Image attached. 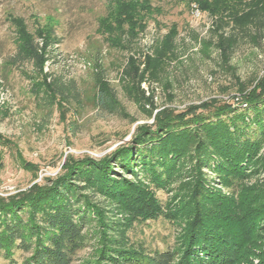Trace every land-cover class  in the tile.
<instances>
[{
    "label": "rangeland",
    "instance_id": "374dc122",
    "mask_svg": "<svg viewBox=\"0 0 264 264\" xmlns=\"http://www.w3.org/2000/svg\"><path fill=\"white\" fill-rule=\"evenodd\" d=\"M127 1L139 5L135 14ZM260 10L264 0H0V196L57 177L70 157L71 164L110 154L138 125L154 121L148 110L185 111L217 98L253 119L252 102L241 99L239 87L247 94L264 84ZM220 30L238 38L229 59L214 44ZM24 37L38 45L43 63L13 61ZM98 86L114 94L115 110L94 103ZM251 158L237 181L227 182L215 159L201 170L205 188L235 215H259L237 264H264V135ZM188 178L183 172L160 189L145 181L163 208L154 218L135 214L84 179L72 180L93 209L75 263L100 257L110 264L107 250L173 248L188 218L179 206ZM15 256L21 262L29 253ZM7 263L0 251V264Z\"/></svg>",
    "mask_w": 264,
    "mask_h": 264
},
{
    "label": "trees",
    "instance_id": "16d2710c",
    "mask_svg": "<svg viewBox=\"0 0 264 264\" xmlns=\"http://www.w3.org/2000/svg\"><path fill=\"white\" fill-rule=\"evenodd\" d=\"M127 2L129 13L135 14L139 5ZM257 23L264 26V10L258 12ZM218 35L214 44L229 59L227 50L233 49L237 35L222 30ZM17 59L36 64L44 61L38 45L26 37L17 46L13 61ZM239 91L241 99L252 102L256 115L251 120L246 119L249 111H240L232 102L217 98L188 106L185 111L148 110L154 121L138 125L131 139L110 154L101 159L73 160L71 164L70 157L57 177H47L44 184L35 183L29 190L7 198L0 196V251L7 264H76L84 237L82 224L92 218L93 209L72 180L84 179L101 194L133 208L135 214L154 218L163 208L145 181L160 189L183 172L189 178L178 204L188 218L179 243L151 253L107 250L104 259L110 264H237L245 246L242 241L259 215H235L219 194L205 188L201 170L212 167L215 159L224 179L237 181L246 173L242 162L247 155L253 158L259 148L264 135V115L259 105L264 104V84L258 82L247 94L241 92L242 87ZM94 99L98 106L110 110L117 107L107 86H98ZM251 124L257 126L260 135ZM126 174L137 181L126 178ZM17 251L29 256L19 262ZM79 264L106 263L98 257Z\"/></svg>",
    "mask_w": 264,
    "mask_h": 264
}]
</instances>
